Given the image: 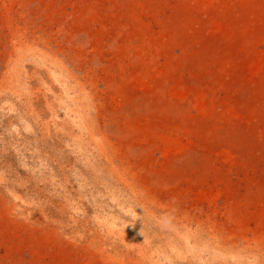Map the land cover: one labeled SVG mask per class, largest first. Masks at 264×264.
<instances>
[{
	"label": "rangeland",
	"instance_id": "374dc122",
	"mask_svg": "<svg viewBox=\"0 0 264 264\" xmlns=\"http://www.w3.org/2000/svg\"><path fill=\"white\" fill-rule=\"evenodd\" d=\"M0 264H264V0H0Z\"/></svg>",
	"mask_w": 264,
	"mask_h": 264
}]
</instances>
